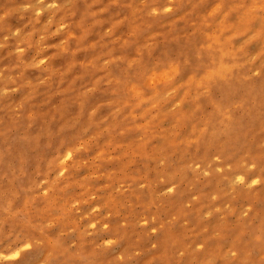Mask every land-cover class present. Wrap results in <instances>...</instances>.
Here are the masks:
<instances>
[{"label": "rangeland", "instance_id": "rangeland-1", "mask_svg": "<svg viewBox=\"0 0 264 264\" xmlns=\"http://www.w3.org/2000/svg\"><path fill=\"white\" fill-rule=\"evenodd\" d=\"M0 264H264V0H0Z\"/></svg>", "mask_w": 264, "mask_h": 264}]
</instances>
